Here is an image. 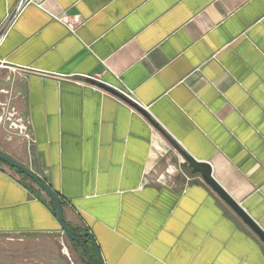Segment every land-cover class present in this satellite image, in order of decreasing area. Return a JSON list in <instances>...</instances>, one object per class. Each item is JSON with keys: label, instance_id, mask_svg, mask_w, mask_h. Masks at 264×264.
I'll use <instances>...</instances> for the list:
<instances>
[{"label": "crops", "instance_id": "obj_1", "mask_svg": "<svg viewBox=\"0 0 264 264\" xmlns=\"http://www.w3.org/2000/svg\"><path fill=\"white\" fill-rule=\"evenodd\" d=\"M18 3L0 0V27L14 17L0 102L34 142L1 130L0 151L60 195L94 262L98 249L104 264H264V243L166 138L264 231V0H32L14 16ZM24 176L0 162V235L58 237L63 262L48 264H86Z\"/></svg>", "mask_w": 264, "mask_h": 264}, {"label": "water", "instance_id": "obj_2", "mask_svg": "<svg viewBox=\"0 0 264 264\" xmlns=\"http://www.w3.org/2000/svg\"><path fill=\"white\" fill-rule=\"evenodd\" d=\"M100 87L109 93L114 95L123 96L122 94L110 89L104 85H100ZM134 106H137L134 103ZM142 112V111H141ZM143 113V112H142ZM166 138L170 141V143L180 152L184 160L188 163L190 168L192 169L193 174H200L204 180V182L210 186L214 192L218 194V196L234 211L240 219L260 238V240L264 243V231L263 229L241 208V206L219 185V183L214 179L212 175V167L207 163H200L195 160L192 156L188 155L185 151H183L179 145L172 141L169 137ZM0 162L5 164L6 166L16 169L20 171L23 175L32 180L40 190H42L54 203L55 213L59 225L64 232V234L73 242L78 243L83 247V250L87 253V260L90 264L92 262V254L90 249L86 246L84 242V238H90L93 244L95 245V241L92 235L89 232H76L74 231L67 223L64 210H63V202L58 193H56L47 183L42 181L40 177L35 174L29 167L20 163L13 157L8 154L0 151ZM96 254L100 264H104L102 256L98 249H96Z\"/></svg>", "mask_w": 264, "mask_h": 264}, {"label": "rangeland", "instance_id": "obj_3", "mask_svg": "<svg viewBox=\"0 0 264 264\" xmlns=\"http://www.w3.org/2000/svg\"><path fill=\"white\" fill-rule=\"evenodd\" d=\"M6 86L1 80L0 89ZM5 145V138L0 137V147ZM61 250L65 248L58 237L0 235V264H48L51 260L63 262L59 255ZM71 250L70 254L74 256L76 251L73 248Z\"/></svg>", "mask_w": 264, "mask_h": 264}, {"label": "built area", "instance_id": "obj_4", "mask_svg": "<svg viewBox=\"0 0 264 264\" xmlns=\"http://www.w3.org/2000/svg\"><path fill=\"white\" fill-rule=\"evenodd\" d=\"M32 0H19V3L16 7L14 16L18 13L25 5L30 4ZM12 15H8L4 23L0 27V44L4 39L6 31L9 29L13 21ZM76 22H73L71 27L74 26ZM3 67V64L0 63V68ZM95 82L100 81L99 77L88 78ZM119 92V91H118ZM121 93V92H119ZM125 95V94H124ZM0 131L3 130L5 133L12 135H17L22 137L28 143H33L34 138L30 131V122L24 116H22L17 108L12 104L11 100L7 102H0Z\"/></svg>", "mask_w": 264, "mask_h": 264}, {"label": "trees", "instance_id": "obj_5", "mask_svg": "<svg viewBox=\"0 0 264 264\" xmlns=\"http://www.w3.org/2000/svg\"><path fill=\"white\" fill-rule=\"evenodd\" d=\"M18 172L21 173L20 171H18ZM24 177H25V176H24ZM27 179H28V178H27ZM50 203H51V205H52V209H53V211L55 212L54 203H53V201H52L51 199H50ZM63 205H64V203H63ZM84 242H85V244H86V246H87L88 243H89V240H88L87 238H84ZM71 243L73 244L76 253H77L79 256H81L83 259L86 260V264H90V263L87 261V253L83 250V247H82L81 245H79L78 243H75V242H73V241H71ZM87 247H88V246H87ZM92 262H93V264H97L96 262H94L93 254H92Z\"/></svg>", "mask_w": 264, "mask_h": 264}]
</instances>
